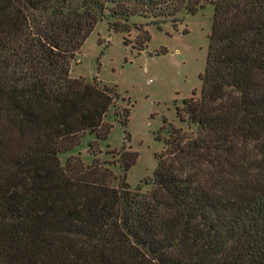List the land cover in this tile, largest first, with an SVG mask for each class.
<instances>
[{
	"label": "trees",
	"instance_id": "1",
	"mask_svg": "<svg viewBox=\"0 0 264 264\" xmlns=\"http://www.w3.org/2000/svg\"><path fill=\"white\" fill-rule=\"evenodd\" d=\"M203 2L0 0V264H264V0L211 1L201 93L177 112L195 135L171 128L147 193L125 183L135 154L59 162L110 133L116 92L70 78L96 24L134 28L124 45L143 51L130 20L175 23ZM115 116L126 127L129 109Z\"/></svg>",
	"mask_w": 264,
	"mask_h": 264
},
{
	"label": "rangeland",
	"instance_id": "2",
	"mask_svg": "<svg viewBox=\"0 0 264 264\" xmlns=\"http://www.w3.org/2000/svg\"><path fill=\"white\" fill-rule=\"evenodd\" d=\"M211 1L204 0L195 14L181 10L175 23L130 20V25H144L148 33L143 51L124 45V39L136 38L134 28L126 34L111 31L106 19L96 24L71 62L70 78L112 89L118 100L103 118L111 127L106 140L85 133L72 150L59 155L62 166L72 157H79L87 167L96 159L112 162L109 151L132 153L137 156L136 163L125 174V183L131 190L139 186L143 193L149 191L145 181L154 175L156 157L164 152L171 128L195 135V128L181 122L177 112L185 100L201 93L200 76L205 70L214 14ZM120 108L129 109L126 127L115 116ZM92 144L99 151L96 157L90 152ZM110 168L117 178L116 187L123 177L121 163L116 161Z\"/></svg>",
	"mask_w": 264,
	"mask_h": 264
}]
</instances>
